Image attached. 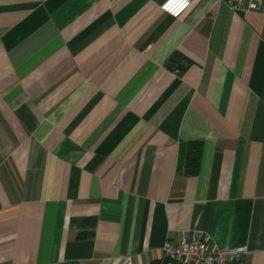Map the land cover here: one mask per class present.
<instances>
[{
    "label": "crops",
    "instance_id": "0c3cea01",
    "mask_svg": "<svg viewBox=\"0 0 264 264\" xmlns=\"http://www.w3.org/2000/svg\"><path fill=\"white\" fill-rule=\"evenodd\" d=\"M162 1L0 0V263L264 264V0Z\"/></svg>",
    "mask_w": 264,
    "mask_h": 264
},
{
    "label": "built area",
    "instance_id": "2783aa9c",
    "mask_svg": "<svg viewBox=\"0 0 264 264\" xmlns=\"http://www.w3.org/2000/svg\"><path fill=\"white\" fill-rule=\"evenodd\" d=\"M233 14L257 13L263 0H217ZM194 0H183L169 7V0H163L158 9L169 17L176 18L187 12ZM164 264H239L247 253L246 246L218 248L208 237L183 236L176 243L164 241L161 246ZM2 264V263H0Z\"/></svg>",
    "mask_w": 264,
    "mask_h": 264
},
{
    "label": "trees",
    "instance_id": "16d2710c",
    "mask_svg": "<svg viewBox=\"0 0 264 264\" xmlns=\"http://www.w3.org/2000/svg\"><path fill=\"white\" fill-rule=\"evenodd\" d=\"M174 61L172 57L168 60ZM201 145L198 142H189L186 145L183 171L185 175H194L197 170Z\"/></svg>",
    "mask_w": 264,
    "mask_h": 264
},
{
    "label": "snow or ice",
    "instance_id": "6c2138e0",
    "mask_svg": "<svg viewBox=\"0 0 264 264\" xmlns=\"http://www.w3.org/2000/svg\"><path fill=\"white\" fill-rule=\"evenodd\" d=\"M177 3H183V0H169V7H171V6H173V5H175V4H177Z\"/></svg>",
    "mask_w": 264,
    "mask_h": 264
}]
</instances>
